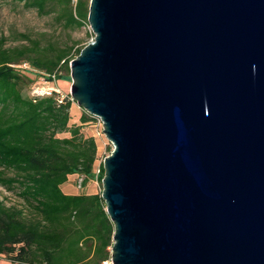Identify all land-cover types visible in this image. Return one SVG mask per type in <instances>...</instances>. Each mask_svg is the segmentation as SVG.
Masks as SVG:
<instances>
[{
    "label": "water",
    "instance_id": "1",
    "mask_svg": "<svg viewBox=\"0 0 264 264\" xmlns=\"http://www.w3.org/2000/svg\"><path fill=\"white\" fill-rule=\"evenodd\" d=\"M70 95L112 145L114 264H264V0H90Z\"/></svg>",
    "mask_w": 264,
    "mask_h": 264
},
{
    "label": "trees",
    "instance_id": "2",
    "mask_svg": "<svg viewBox=\"0 0 264 264\" xmlns=\"http://www.w3.org/2000/svg\"><path fill=\"white\" fill-rule=\"evenodd\" d=\"M15 1L39 14L55 12L64 29L88 25L90 0ZM16 36L26 42L5 46L0 36V187L20 204H6L0 195V256L17 264H100L113 236L101 191L65 193L60 187L71 174L82 175L83 185L94 177L97 143L83 132L92 116L82 111L78 123L70 122L69 96L24 93L33 81L28 71L47 80L52 74L68 78L83 46ZM22 63L28 68L13 66ZM103 173L101 163L100 182Z\"/></svg>",
    "mask_w": 264,
    "mask_h": 264
},
{
    "label": "rangeland",
    "instance_id": "3",
    "mask_svg": "<svg viewBox=\"0 0 264 264\" xmlns=\"http://www.w3.org/2000/svg\"><path fill=\"white\" fill-rule=\"evenodd\" d=\"M74 1V0H73ZM28 33L31 38L39 39L41 45L47 42H77V46H84L93 39V33L88 25L78 29H64L62 24L55 20V12L49 14H39L34 9H26L22 2L15 0H0V36H5V46H13L25 43L26 41L16 38V33ZM28 76L33 79L32 83L24 89L25 94H31V90L36 87L49 86L52 83L45 76L33 71L27 72ZM57 81V80H56ZM63 86L58 87L63 94L70 93L71 79L70 74L66 79H58ZM85 111L73 100L70 108V122H79V116ZM83 132L86 135H92L97 143V156L100 160L108 155L113 145L105 136L95 134V125L92 119L83 125ZM68 181L63 184L62 189L65 193H95L101 191V182L95 177L88 181V185L77 188V176L71 175ZM0 195L6 204H20V200L12 193L6 192L0 187ZM0 264H12L0 256Z\"/></svg>",
    "mask_w": 264,
    "mask_h": 264
},
{
    "label": "built area",
    "instance_id": "4",
    "mask_svg": "<svg viewBox=\"0 0 264 264\" xmlns=\"http://www.w3.org/2000/svg\"><path fill=\"white\" fill-rule=\"evenodd\" d=\"M13 66L22 67V68H28V65L26 63L17 64V65H13ZM49 81L52 83L51 85L33 88L31 90V95H50V94L56 92V93L59 94L60 98H63L64 96H69L72 99L70 93L63 94V92L60 91V89L55 85L56 78H55L54 74L51 75V79ZM59 101H61V100H59ZM91 116H92V121H93V123L95 125V134L99 135V136H101V135L105 136L103 131H102V120H101V118L97 117V116H93V115H91ZM102 161H103V158H101L99 160L98 156L96 155V159H95L94 167H93V174H94V177H95L96 180H97L96 177L99 174L100 164L102 163ZM76 176H77L76 187L77 188H82L84 186L82 184L83 176L82 175H76ZM100 264H114L113 260L111 258V252L109 253L107 258H105V259H103L101 261Z\"/></svg>",
    "mask_w": 264,
    "mask_h": 264
},
{
    "label": "crops",
    "instance_id": "5",
    "mask_svg": "<svg viewBox=\"0 0 264 264\" xmlns=\"http://www.w3.org/2000/svg\"><path fill=\"white\" fill-rule=\"evenodd\" d=\"M55 85L58 86V87L63 86L62 84L59 83L58 80L55 82ZM71 107H72V106H71ZM73 122H76V121H73ZM71 175H76V174H71ZM71 175H69V176H71ZM69 176H68V178H69ZM67 181H68V180H67ZM67 181H66V182H67ZM63 184H65V182H64ZM63 184H61V186H60L61 189H62ZM86 185H88V182L85 184V186H86ZM62 190H63V189H62ZM88 193H90V192H88ZM10 263H11V262H10ZM12 264H17V263H12Z\"/></svg>",
    "mask_w": 264,
    "mask_h": 264
}]
</instances>
